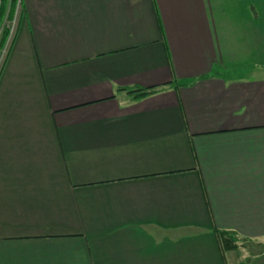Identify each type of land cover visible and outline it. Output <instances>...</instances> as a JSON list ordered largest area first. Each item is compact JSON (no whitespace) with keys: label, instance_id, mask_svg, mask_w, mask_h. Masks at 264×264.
Here are the masks:
<instances>
[{"label":"crops","instance_id":"obj_1","mask_svg":"<svg viewBox=\"0 0 264 264\" xmlns=\"http://www.w3.org/2000/svg\"><path fill=\"white\" fill-rule=\"evenodd\" d=\"M257 247L264 0H24L0 70V264H264Z\"/></svg>","mask_w":264,"mask_h":264},{"label":"rangeland","instance_id":"obj_2","mask_svg":"<svg viewBox=\"0 0 264 264\" xmlns=\"http://www.w3.org/2000/svg\"><path fill=\"white\" fill-rule=\"evenodd\" d=\"M23 3L24 0H17L15 6L13 3H11L12 11L8 12L7 14L5 13L4 18L2 19V25H0V42L5 31L8 32V36L5 42V46L0 49V63L5 56L6 48L9 46V42L11 41V39L13 40L15 32L18 28V23L22 15ZM257 250H264V247H257Z\"/></svg>","mask_w":264,"mask_h":264},{"label":"trees","instance_id":"obj_3","mask_svg":"<svg viewBox=\"0 0 264 264\" xmlns=\"http://www.w3.org/2000/svg\"><path fill=\"white\" fill-rule=\"evenodd\" d=\"M5 2H7V0H4ZM15 6V3L17 0H11ZM12 4V6H13ZM4 6L5 4L2 6V9L0 10V25H2V19L4 18ZM7 36H8V32L5 31L4 34H3V37L1 39V42H0V49L3 48L5 46V42H6V39H7ZM130 95L133 96V100L135 101H140V100H143V99H146L152 95H155L157 94L159 91L158 89L156 88H152V89H136V90H132V91H129ZM222 235V242L224 244V248L226 250H231V249H234V248H237L235 247V243L238 242L237 240V237L231 233H221Z\"/></svg>","mask_w":264,"mask_h":264},{"label":"built area","instance_id":"obj_4","mask_svg":"<svg viewBox=\"0 0 264 264\" xmlns=\"http://www.w3.org/2000/svg\"><path fill=\"white\" fill-rule=\"evenodd\" d=\"M11 42H12V39H11V41L9 42V46L6 48L5 56H4L3 60H2V62L0 63V70H1L2 65H3V62H4L5 58H6V55H7V52H8V49H9V47H10Z\"/></svg>","mask_w":264,"mask_h":264}]
</instances>
